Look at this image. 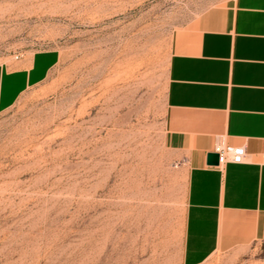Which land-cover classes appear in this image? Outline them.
<instances>
[{"label":"rangeland","instance_id":"obj_1","mask_svg":"<svg viewBox=\"0 0 264 264\" xmlns=\"http://www.w3.org/2000/svg\"><path fill=\"white\" fill-rule=\"evenodd\" d=\"M225 1L0 0V64L43 75L0 110V264H184L169 64ZM199 264H264V236Z\"/></svg>","mask_w":264,"mask_h":264},{"label":"crops","instance_id":"obj_2","mask_svg":"<svg viewBox=\"0 0 264 264\" xmlns=\"http://www.w3.org/2000/svg\"><path fill=\"white\" fill-rule=\"evenodd\" d=\"M31 62L0 64V110L43 76ZM166 102V141L188 165L183 263L264 236V0L214 4L177 32ZM220 136L246 160L208 163Z\"/></svg>","mask_w":264,"mask_h":264},{"label":"built area","instance_id":"obj_3","mask_svg":"<svg viewBox=\"0 0 264 264\" xmlns=\"http://www.w3.org/2000/svg\"><path fill=\"white\" fill-rule=\"evenodd\" d=\"M213 151L219 154L217 166H223L229 161L244 162L247 156L245 144H235L227 142L223 136L216 139ZM261 161L264 163V151L261 152Z\"/></svg>","mask_w":264,"mask_h":264},{"label":"water","instance_id":"obj_4","mask_svg":"<svg viewBox=\"0 0 264 264\" xmlns=\"http://www.w3.org/2000/svg\"><path fill=\"white\" fill-rule=\"evenodd\" d=\"M207 161L210 164H217L219 161V154L215 151L208 152Z\"/></svg>","mask_w":264,"mask_h":264}]
</instances>
